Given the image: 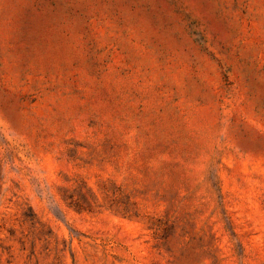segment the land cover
Listing matches in <instances>:
<instances>
[{
  "label": "rangeland",
  "instance_id": "374dc122",
  "mask_svg": "<svg viewBox=\"0 0 264 264\" xmlns=\"http://www.w3.org/2000/svg\"><path fill=\"white\" fill-rule=\"evenodd\" d=\"M0 264H264V0H0Z\"/></svg>",
  "mask_w": 264,
  "mask_h": 264
}]
</instances>
